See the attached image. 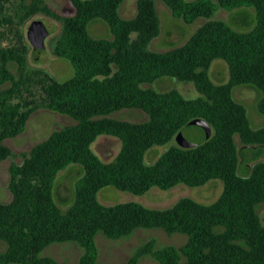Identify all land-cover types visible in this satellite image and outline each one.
<instances>
[{"label":"trees","instance_id":"16d2710c","mask_svg":"<svg viewBox=\"0 0 264 264\" xmlns=\"http://www.w3.org/2000/svg\"><path fill=\"white\" fill-rule=\"evenodd\" d=\"M69 1L73 12L59 15L44 0H30L21 5L18 21L20 26L43 12L61 22L53 53L70 62L74 76L59 82L27 70L28 45L6 11L9 0H0V161L14 156L3 141L23 133L36 109L43 107L75 122L54 130L22 154L20 163L9 166L11 200L0 202V241L5 244L0 264H62L41 252L64 242L84 249L77 264H107L97 259L98 234L116 240L152 228L185 234L187 240L179 247L159 248L148 240L124 264H138L144 256L159 264H264V218L257 212L264 203V161L259 160L264 125L252 127L246 107L233 97L236 86L256 89V110L264 118V0H160L185 24L206 19L182 45L162 52L148 48L160 33L154 0H138L136 14L129 19L118 14L123 0ZM218 7L253 8L252 27L240 31L210 19ZM96 19L106 23L112 38L90 34L88 26ZM10 33L16 43L3 45ZM217 58L228 65L229 79L221 84L208 75ZM163 77L192 83L200 96L186 99L176 89L142 87ZM34 82L44 94L42 103L28 99ZM126 108L143 111L147 120L109 117ZM197 118L212 128L206 141L194 147L171 145L153 163H145L153 146L169 143ZM100 135L120 140L110 162H103L91 148ZM235 136L245 148L258 151L246 174L238 170L242 154ZM70 164L80 165L81 171L71 203L63 210L54 184L58 172ZM212 179L220 180L223 189L210 204L183 197L156 209L135 202L105 206L97 198L106 186L143 195L153 187H199Z\"/></svg>","mask_w":264,"mask_h":264},{"label":"rangeland","instance_id":"374dc122","mask_svg":"<svg viewBox=\"0 0 264 264\" xmlns=\"http://www.w3.org/2000/svg\"><path fill=\"white\" fill-rule=\"evenodd\" d=\"M30 0H9L6 11L13 16L16 27L21 29V34L25 43L28 45L26 55L27 70L40 71L39 77L47 74L51 78L63 82L74 76V69L70 62L64 58L57 57L53 53V47L58 38L62 24L61 22L48 16L43 12H36L23 21L19 26V16L23 15L20 10L22 4H27ZM57 14L69 15L73 12V6L69 0H44ZM138 0H123L118 14L124 19L135 16L137 11ZM160 18V33L155 37L148 48L152 51H166L174 47L182 45L187 38L203 23L206 19L198 18L191 24H185L181 20L174 18L170 10L160 0H154ZM253 8H241L238 10L228 11L218 7L212 14L210 19L222 20L228 22L235 29L240 31L249 30L254 21ZM35 21H42L49 31V35L45 41V49L38 56L33 54V48L30 45L26 33L30 25ZM88 30L90 34L97 38H112L110 30L105 22L101 19L92 21ZM135 34H132L134 37ZM16 39L11 33L7 35L3 45H12L16 43ZM14 74H18L16 67L11 66ZM217 73L219 75L217 76ZM208 75L215 84L225 83L229 79L228 65L222 59H214L208 69ZM35 80L37 78L35 77ZM7 84H5L6 86ZM142 87H153L156 90H178L184 98L195 99L200 96L193 84L190 82H182L174 78L163 77L155 81L153 84H142ZM32 94L28 95V99L36 102L44 101V94L40 89V85L35 83L31 86ZM259 92L251 86H236L233 90V97L236 101L243 104L247 109L250 124L254 128L264 125V118L257 112L256 103L259 99ZM109 117L129 122H143L147 120V115L139 109H121L113 112ZM75 123L73 119L62 116L56 112L46 108H38L29 116L26 128L23 133L14 138L5 139L3 144L8 146L13 157L0 161V202H8L11 200V193L7 188L9 181V166L12 163H20L22 154L27 153L31 147L44 139H46L54 130L61 128L66 124ZM205 128L198 123H188L185 128L178 132V137H174L169 143L161 146H153L145 155V163H153L159 155L169 146L178 147H194L198 144L204 134ZM239 151L242 154L241 163L238 170L242 174H246L247 167H250L254 161L252 156L258 151L256 148H245L235 136ZM93 152L103 161L110 162L120 149V140L113 136L100 135L91 145ZM259 160L264 161V149L259 153ZM81 171L78 164H70L65 169L58 172L55 184V199L61 209L65 210L71 203L73 196V184ZM223 189V184L218 179H212L205 185L199 187H190L185 184H177L169 190H161L153 187L143 195H135L129 192L119 191L113 186H106L98 191V201L105 206H111L117 203L135 202L142 204L148 208L163 209L170 207L177 200L183 197L191 198L203 204L214 202ZM257 212L259 216L264 218V203L258 205ZM153 239L157 248L163 246H182L187 236L182 233L167 234L159 228L137 229L130 236L112 240L98 234L95 238L98 250V262L107 264H124L133 254L135 249L148 240ZM5 250V244L0 241V252ZM84 253V249L74 242L53 243L47 246L42 252V256L55 259L62 264H77L79 258ZM138 264H159L154 259L144 256L140 258Z\"/></svg>","mask_w":264,"mask_h":264},{"label":"water","instance_id":"95a60500","mask_svg":"<svg viewBox=\"0 0 264 264\" xmlns=\"http://www.w3.org/2000/svg\"><path fill=\"white\" fill-rule=\"evenodd\" d=\"M48 35H49V31L42 21H35L28 28L26 36H27V39L30 45L33 48V54H35V56H38L41 52L44 51L45 41ZM188 123H198L199 125L205 128L204 134L202 138L200 139V141L198 142V144L206 141L211 136L212 128L203 119H200V118L193 119L192 121ZM184 128L185 126L180 131H182ZM176 137H178V135Z\"/></svg>","mask_w":264,"mask_h":264},{"label":"crops","instance_id":"0c3cea01","mask_svg":"<svg viewBox=\"0 0 264 264\" xmlns=\"http://www.w3.org/2000/svg\"><path fill=\"white\" fill-rule=\"evenodd\" d=\"M216 74H217V76L219 75V73H217V72H216Z\"/></svg>","mask_w":264,"mask_h":264}]
</instances>
